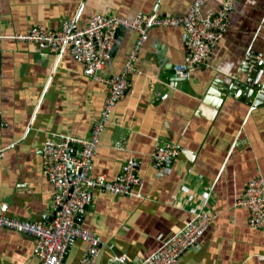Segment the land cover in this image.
Returning a JSON list of instances; mask_svg holds the SVG:
<instances>
[{"label": "crops", "instance_id": "obj_1", "mask_svg": "<svg viewBox=\"0 0 264 264\" xmlns=\"http://www.w3.org/2000/svg\"><path fill=\"white\" fill-rule=\"evenodd\" d=\"M194 1L0 0V201L11 216L53 220L43 143L52 133L91 136L109 93L69 50L58 59L14 36L38 25L59 29L73 19L85 26L98 13L183 15ZM220 1L209 0L203 12L216 11ZM228 17L209 64L190 69L188 77L175 67L187 54L182 28H152L133 62L132 86L101 134L93 169L114 179L131 157L143 183L133 197L95 190L78 223L101 237L98 264L120 254L149 256L200 211L218 216L179 264H264V228L250 226L249 210L235 207L248 181L264 176V105L253 107L244 89H232L245 60L264 57V0H232ZM136 37L132 30L119 33L103 74L123 71ZM216 84L229 85L228 92L213 94ZM165 141L181 151L163 171L151 152ZM85 247L70 241L66 264H77ZM0 264H38L34 239L0 230Z\"/></svg>", "mask_w": 264, "mask_h": 264}, {"label": "built area", "instance_id": "obj_2", "mask_svg": "<svg viewBox=\"0 0 264 264\" xmlns=\"http://www.w3.org/2000/svg\"><path fill=\"white\" fill-rule=\"evenodd\" d=\"M208 1L195 0L183 15L139 11L134 18H127L98 13L85 26H80L73 19L65 21L59 29L38 25L14 36L19 41L33 43L40 53H54L58 59L69 50L83 62L87 75L105 83L109 92L103 111L92 127L91 136L52 133L43 143L42 170L54 188L53 220L44 223L11 216L8 203L0 201V230H13L32 237L38 264H66L65 254L72 238L86 243L77 264H98L102 252L101 237L85 229L76 218L92 204L95 190L133 197L138 195L136 189L143 183L137 162L131 157L124 162L114 179L94 171L101 134L115 105L125 98L132 86L129 78L132 64L152 28L177 27L185 31L187 54L184 63L175 66L185 77L189 76L190 69L209 64L215 46L228 27L232 0H221L216 11L205 14L203 8ZM123 30L137 33L128 62L120 74L105 75L102 71L111 59L119 33ZM180 151L170 141L157 144L151 152L152 163L165 171L167 162L174 160ZM235 207L249 210L250 226L264 228V176L258 175L248 181ZM217 216L216 213L200 211L149 256L136 260L120 254L114 256L110 264H179L182 254L197 246Z\"/></svg>", "mask_w": 264, "mask_h": 264}, {"label": "water", "instance_id": "obj_3", "mask_svg": "<svg viewBox=\"0 0 264 264\" xmlns=\"http://www.w3.org/2000/svg\"><path fill=\"white\" fill-rule=\"evenodd\" d=\"M256 55L258 54L255 53V56ZM260 57L261 58H248L247 63L241 68L243 73L241 79L238 78L232 83L233 85H235V88H232L233 90L239 88L245 90V93L242 97L244 99H247V103H249L253 107L264 105V57ZM215 82L220 84V82L217 80ZM216 86L218 87V89L217 91H212L213 94L221 95L223 92H228L229 85H227V89H223L221 87L222 85L220 86L216 84ZM171 162L172 160H169L167 162V169L169 168ZM81 216L82 215H79L76 220L79 221ZM72 240L74 239L72 238L71 241Z\"/></svg>", "mask_w": 264, "mask_h": 264}]
</instances>
